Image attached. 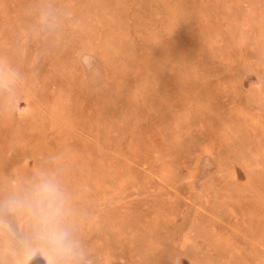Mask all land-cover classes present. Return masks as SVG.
Returning <instances> with one entry per match:
<instances>
[{
    "label": "rangeland",
    "instance_id": "rangeland-1",
    "mask_svg": "<svg viewBox=\"0 0 264 264\" xmlns=\"http://www.w3.org/2000/svg\"><path fill=\"white\" fill-rule=\"evenodd\" d=\"M0 65V201L56 179L92 264H264V0H0Z\"/></svg>",
    "mask_w": 264,
    "mask_h": 264
},
{
    "label": "clouds",
    "instance_id": "clouds-1",
    "mask_svg": "<svg viewBox=\"0 0 264 264\" xmlns=\"http://www.w3.org/2000/svg\"><path fill=\"white\" fill-rule=\"evenodd\" d=\"M93 69L94 61L85 58ZM15 74L0 65V96L12 97ZM18 106V104L16 105ZM25 221L24 230L17 220ZM0 238L12 242L21 255L20 264H29L37 255L45 264H92L74 235L68 198L60 183L37 175L22 191L0 201Z\"/></svg>",
    "mask_w": 264,
    "mask_h": 264
}]
</instances>
